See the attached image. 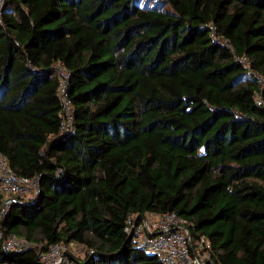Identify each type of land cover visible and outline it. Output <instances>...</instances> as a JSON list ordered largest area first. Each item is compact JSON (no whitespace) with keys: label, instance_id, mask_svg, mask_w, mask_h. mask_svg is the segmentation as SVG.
I'll list each match as a JSON object with an SVG mask.
<instances>
[{"label":"trees","instance_id":"1","mask_svg":"<svg viewBox=\"0 0 264 264\" xmlns=\"http://www.w3.org/2000/svg\"><path fill=\"white\" fill-rule=\"evenodd\" d=\"M153 1L3 0L0 156L40 192L2 222L31 247L0 264L60 243L77 264H160L126 221L168 212L218 264H264V0Z\"/></svg>","mask_w":264,"mask_h":264},{"label":"built area","instance_id":"2","mask_svg":"<svg viewBox=\"0 0 264 264\" xmlns=\"http://www.w3.org/2000/svg\"><path fill=\"white\" fill-rule=\"evenodd\" d=\"M2 6L3 0H0V9ZM243 62L249 65L246 58H243ZM55 73L58 79L57 96L62 107L60 132L73 133L75 113L69 93L71 74L62 64L55 65ZM252 74L260 79L257 73ZM257 104L263 105L260 97L257 98ZM39 192V177L19 176L12 170L7 159L0 156V245L6 250L21 251L31 247L25 238L5 234L2 222L14 205L36 198ZM193 228L191 221L175 212L161 215L145 213L131 215L126 221L125 233L127 236L132 235L137 248L154 255L160 264H218L210 242L203 236L194 238ZM78 248L76 243L52 245L46 250L40 249L39 259L42 264H77L75 258Z\"/></svg>","mask_w":264,"mask_h":264},{"label":"rangeland","instance_id":"3","mask_svg":"<svg viewBox=\"0 0 264 264\" xmlns=\"http://www.w3.org/2000/svg\"><path fill=\"white\" fill-rule=\"evenodd\" d=\"M146 1H148L149 2V5L150 6H152V5H154V1L153 0H146ZM78 250H79V252H78V254H77V258H79V259H81V258H83L84 257V254H85V252L82 250V248H78Z\"/></svg>","mask_w":264,"mask_h":264},{"label":"water","instance_id":"4","mask_svg":"<svg viewBox=\"0 0 264 264\" xmlns=\"http://www.w3.org/2000/svg\"><path fill=\"white\" fill-rule=\"evenodd\" d=\"M127 240L128 241H131L132 240V235L131 234L127 236Z\"/></svg>","mask_w":264,"mask_h":264}]
</instances>
